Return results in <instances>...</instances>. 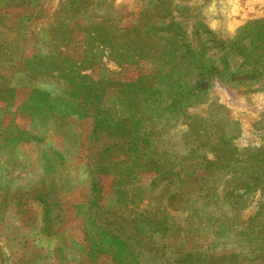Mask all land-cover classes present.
<instances>
[{"label":"rangeland","instance_id":"rangeland-1","mask_svg":"<svg viewBox=\"0 0 264 264\" xmlns=\"http://www.w3.org/2000/svg\"><path fill=\"white\" fill-rule=\"evenodd\" d=\"M262 17L264 0H0V264H115L106 245L89 249L90 218L119 235L140 264H180L193 248L197 263L264 264V67L246 60L248 52L264 62V39L246 37V22ZM141 27L152 61H128L95 39L104 32L119 43ZM186 43L214 66L210 86L177 112L161 116L151 106L161 122L146 150L165 160L119 166L127 197L142 188L139 202H126L113 168L94 166L100 148L122 139L94 132L92 116L49 115L30 93L53 97L70 88L69 77L89 75L91 92L105 89L104 102L115 104L141 75L170 66L189 87L198 67L182 57ZM48 52L49 61L58 52L70 58L78 73L41 69ZM85 53L91 66L78 63ZM165 53L174 58L158 68ZM181 167L197 181H181ZM42 199L53 205L49 219Z\"/></svg>","mask_w":264,"mask_h":264},{"label":"trees","instance_id":"trees-1","mask_svg":"<svg viewBox=\"0 0 264 264\" xmlns=\"http://www.w3.org/2000/svg\"><path fill=\"white\" fill-rule=\"evenodd\" d=\"M168 26L170 25H167L166 27ZM262 27H264V17L247 21L246 29H248V31L246 37H249L251 41L255 39H264V30H262ZM145 29H147V27L133 30L132 34L125 35L119 43L110 40L109 35L106 37L104 32H97V37H95V39L98 42L101 41L102 46L107 47L112 53L117 51L119 54H122L123 59H128V61L134 60L138 62L139 60H145V58L152 61L154 59H151L150 57L149 48L144 46L139 37V35H144ZM182 46H184L182 57H186L185 59L188 62L193 63L198 67L197 79L189 87H185V85L177 78V72L175 69L170 66L169 70H151L149 74L141 75L138 80V86L124 89L123 92H126L124 98L128 99L123 101L121 97H116V100H120V102L115 104L112 101L104 102V99L106 98L105 89L100 93L91 92L89 81L85 78L89 75H81L79 80L77 76L69 77L70 88L53 97L50 96L48 90L33 89L30 93L34 96L36 102H39L38 104H40V108L43 109L44 107L46 109L47 114L61 117L70 114L78 117L92 116L94 120V132H105L122 139L121 143L115 142L100 148L98 159L94 166L100 173L109 172L107 169L109 167L107 166L113 168V186L116 188L118 197H121L126 202H128V199H130L133 204H136V201L139 202L142 188H135V191H131V195L127 197L128 192L125 190L126 185L122 182L123 173L119 166H123L124 168H135L138 166L140 167L144 163H148L149 167H152L156 163L158 164L160 160H165L163 156L154 155L146 150L148 146H151L149 145V142L151 141L152 127H155L156 120L161 122V117L155 116L152 109L150 110L151 106L157 104L160 105L161 107L157 106L154 110L157 112L162 111L163 113L161 116L170 111L177 112V108H179L180 105H189L194 99L200 98L201 94H203L210 86L208 76L211 74L214 66L210 65L201 56L197 55L195 50L189 44L186 43ZM86 48L87 47L84 49ZM232 49L235 52L244 54L243 49L238 47ZM142 51H147L148 53L144 54ZM58 53H56L55 58L52 57L51 61H49V56H52V53L48 52L45 56H42V58L38 60L39 67L41 69L50 67V69L57 71L58 75H62L64 72L65 75L67 74L68 76L71 74L76 75L78 70L74 69L75 72L72 70L75 64L72 63L71 59L62 57L61 53ZM94 53L97 52L93 51L92 54ZM173 56L172 53H165L160 61L157 62L158 68L167 65V62L174 58ZM91 58L94 59L91 55L86 54L84 61H78V63L85 67L87 64H90ZM247 59H250L255 67H264V62H259L257 59L251 58V55L248 52H246V60ZM65 60L71 62L69 67L65 65ZM92 64L93 63H91L90 66ZM170 82L172 85L169 87ZM164 83L168 85L167 88L163 87ZM5 90H8V88L5 87L2 94L7 93L9 96L12 95V93ZM36 93H38V95H35ZM148 94L151 95L149 99H147ZM162 95H164L165 98L158 103L157 100ZM129 121L134 125L133 132L127 128ZM158 121L157 126H159ZM18 133L23 134L24 136L26 135V132L22 130H19ZM135 133L137 137L135 136ZM25 140H28V138ZM201 160L204 159H195L194 162L201 166L203 165V162L206 164L209 162ZM203 168L205 169V167ZM181 170L184 174L181 172L177 173V177L180 175L183 176L181 181L187 180L188 183H190L191 180L196 179L195 177L188 175L194 171H190L188 168L184 169V167H181ZM168 172L169 171H167V173ZM201 176L204 175L199 174V177ZM41 201L46 206L44 213L46 214V218L49 219L53 205L47 203L45 199H42ZM139 204L140 203H137L138 207ZM90 219V222L88 221L86 224L84 223V228L86 227L85 235L89 242L88 247L92 254H97L99 248H102V245H106L108 251L114 254L115 264H140L137 253L130 250L128 245L119 235L99 227L94 223L92 218ZM133 221L136 225H143L146 222L151 223V219L148 221ZM162 223H165L162 219H156L154 221L155 225ZM89 226L91 228L90 231L89 228H87ZM160 228L162 230L169 229L168 223H165V226ZM144 230L147 231L148 229ZM197 249L198 248H193L184 251L179 258L180 264H202L201 261L200 263H197L198 261H196V259L200 260V252L197 251Z\"/></svg>","mask_w":264,"mask_h":264}]
</instances>
